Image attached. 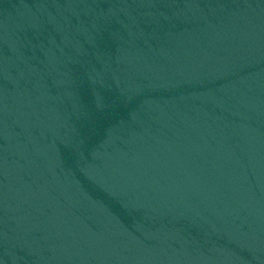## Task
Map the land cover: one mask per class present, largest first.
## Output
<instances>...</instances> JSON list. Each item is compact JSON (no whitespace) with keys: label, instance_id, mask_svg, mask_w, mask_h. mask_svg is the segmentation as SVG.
Segmentation results:
<instances>
[{"label":"water","instance_id":"obj_1","mask_svg":"<svg viewBox=\"0 0 264 264\" xmlns=\"http://www.w3.org/2000/svg\"><path fill=\"white\" fill-rule=\"evenodd\" d=\"M0 264H264V0H0Z\"/></svg>","mask_w":264,"mask_h":264}]
</instances>
